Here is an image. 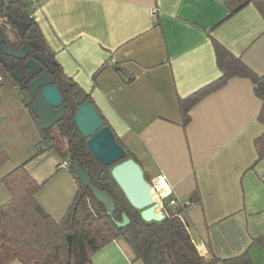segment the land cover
Instances as JSON below:
<instances>
[{"label":"crops","instance_id":"1","mask_svg":"<svg viewBox=\"0 0 264 264\" xmlns=\"http://www.w3.org/2000/svg\"><path fill=\"white\" fill-rule=\"evenodd\" d=\"M226 1L48 0L33 18L63 73L90 94L148 181L162 174L179 201L199 198L181 220L200 255L224 264L247 253L248 264H264V156L257 159L254 146L264 126L251 83L230 79L192 107L186 127L180 124L178 99L219 76L212 39L264 75V19L252 3L229 15ZM8 91L0 88V144L9 155L0 180L26 163L41 185L36 201L60 222L75 179L60 167L58 151L39 145L23 100L5 97ZM24 137L32 143L19 144ZM37 146L43 150L36 155ZM9 199L0 182V206ZM91 261L143 264L120 238Z\"/></svg>","mask_w":264,"mask_h":264},{"label":"trees","instance_id":"2","mask_svg":"<svg viewBox=\"0 0 264 264\" xmlns=\"http://www.w3.org/2000/svg\"><path fill=\"white\" fill-rule=\"evenodd\" d=\"M248 3H252L264 19V0H227L225 4L230 15ZM11 18L26 22L29 27H35L36 39L39 43L38 51L44 59L43 70L52 71L51 77L57 84L65 104L63 118L49 130L43 131L30 111L32 101L25 90L28 100L23 102L39 130V145H44V149L66 152L69 157L68 171L75 179L77 190L68 211L60 222H56L36 201V194L41 185L30 176L25 168L26 163L13 168L3 176L0 182L7 188L10 199L0 206V264H6L11 260H18L21 264H92L91 257L95 252L119 238L128 246L133 259L141 260L143 264H214L217 262L215 258L206 260L200 255L181 220V214L186 206L199 202L196 196H192L186 202L177 199L175 207L168 206V201L164 200L165 218L161 221L145 222L141 219L139 211L128 203L111 177V166L102 165L92 155L86 147L87 139L79 133L73 121L78 105L84 102L94 105L90 94L63 73L53 52L38 30L34 18L28 12L25 1H0V29L6 42L17 50L22 45H28V39L19 38ZM5 26L13 31L12 38L5 35L3 31ZM212 45L219 76L190 95L178 99L181 126L186 127L190 123V111L200 99L222 88L232 78H244L251 83L253 92L260 101L257 120L264 126V75L256 74L238 56L233 55L215 39H212ZM22 63V61L2 56L0 85L11 81L15 83L10 73ZM116 70L123 73L120 68ZM18 84L20 90L23 89L21 84ZM97 112L104 125L111 129L100 112L98 110ZM112 132L115 142L125 151L124 159L132 158L123 142L113 130ZM254 146L257 159L262 158L264 130L255 138ZM42 150L43 148L37 146L36 155ZM8 159V153L0 144V166ZM74 163L78 164L87 175L89 186L82 184L75 176L72 170ZM144 177L148 181L145 174ZM90 186L105 191L113 200L114 212L111 217L107 214L105 207L95 199ZM122 214L126 215L129 223L125 227L118 228L114 220L120 221ZM223 263L248 264L250 260L248 254L243 253L224 260Z\"/></svg>","mask_w":264,"mask_h":264},{"label":"water","instance_id":"3","mask_svg":"<svg viewBox=\"0 0 264 264\" xmlns=\"http://www.w3.org/2000/svg\"><path fill=\"white\" fill-rule=\"evenodd\" d=\"M19 38H27L28 45H22L17 50L6 42L0 29V58L10 57L22 61V65L13 69L10 73L15 83H20L27 91L32 103L30 111L37 119L43 131L49 130L64 116L65 104L59 93L58 86L51 77L52 71L43 70L44 59L38 51L39 43L36 39L35 27L11 18ZM73 121L79 133L86 138V147L92 155L104 166H111L110 174L128 203L139 211L140 217L145 222L161 221L165 213L152 196V186L144 177L140 165L132 158L125 157L123 147L114 140L112 130L104 125L95 106L84 102L76 107ZM72 170L78 180L85 186H89L87 175L79 168L78 164L72 165ZM95 199L102 204L107 214L111 217L114 212V202L105 191L90 186ZM121 221H115L118 228L129 223L125 214ZM70 240V236H68Z\"/></svg>","mask_w":264,"mask_h":264},{"label":"built area","instance_id":"4","mask_svg":"<svg viewBox=\"0 0 264 264\" xmlns=\"http://www.w3.org/2000/svg\"><path fill=\"white\" fill-rule=\"evenodd\" d=\"M23 1L26 2L28 12L33 17V14L39 11L41 7L48 0H23ZM153 13L155 12L153 11ZM13 86L16 91L20 90V85L18 83H14ZM68 166L69 164L67 161L63 160L60 162V167L67 168ZM151 186H152V191L155 193V196H156V199L154 200L159 203L162 211L164 209V205H163L164 200L168 201V206L170 207H175L177 205V198L172 196V192L166 183V178L164 175L158 174L157 176H155L153 183H151ZM164 189L167 191L166 194H162V190L164 191Z\"/></svg>","mask_w":264,"mask_h":264},{"label":"rangeland","instance_id":"5","mask_svg":"<svg viewBox=\"0 0 264 264\" xmlns=\"http://www.w3.org/2000/svg\"><path fill=\"white\" fill-rule=\"evenodd\" d=\"M3 31H4V33H5V35L7 36V37H9V38H12V33H13V31H10V30H8V27H3ZM11 83L10 82H8V83H5L2 87H0L1 88V91H4V90H6V89H8L9 91L8 92H6V95H5V97L6 96H9V97H12V98H14V97H16L17 99H19V101H22V100H28V97H27V95H26V92H25V90L24 89H21V90H19V91H16L15 89H13L11 86H7V85H10ZM3 93V92H2ZM1 93V94H2ZM3 106V105H2ZM39 138V137H38ZM17 143V142H16ZM19 144H27V143H32V141L30 140V139H28V137H24V138H22V141H20V142H18ZM64 151V150H63ZM63 151H61V152H59V154H60V156H62L63 158H65V160H68L69 159V157L66 155V152L64 153Z\"/></svg>","mask_w":264,"mask_h":264},{"label":"bare ground","instance_id":"6","mask_svg":"<svg viewBox=\"0 0 264 264\" xmlns=\"http://www.w3.org/2000/svg\"><path fill=\"white\" fill-rule=\"evenodd\" d=\"M152 196L154 199H156L155 193L152 191Z\"/></svg>","mask_w":264,"mask_h":264},{"label":"flooded vegetation","instance_id":"7","mask_svg":"<svg viewBox=\"0 0 264 264\" xmlns=\"http://www.w3.org/2000/svg\"><path fill=\"white\" fill-rule=\"evenodd\" d=\"M65 161H67V160H65ZM68 168H69V166L67 167V169H68ZM121 220H122V219H121ZM121 220H120V221H121Z\"/></svg>","mask_w":264,"mask_h":264}]
</instances>
